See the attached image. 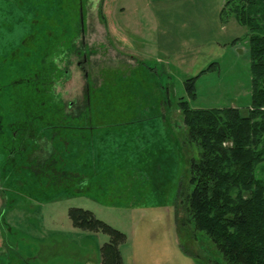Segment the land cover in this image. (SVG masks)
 I'll use <instances>...</instances> for the list:
<instances>
[{"label": "rangeland", "instance_id": "obj_1", "mask_svg": "<svg viewBox=\"0 0 264 264\" xmlns=\"http://www.w3.org/2000/svg\"><path fill=\"white\" fill-rule=\"evenodd\" d=\"M77 1L0 0V264H102L109 235L75 227L72 207L127 235L126 264H227L180 225L198 151L178 102L217 61L191 104L246 110L248 28L222 22L226 0H80L79 32ZM26 77L51 85V127L30 118Z\"/></svg>", "mask_w": 264, "mask_h": 264}, {"label": "trees", "instance_id": "obj_2", "mask_svg": "<svg viewBox=\"0 0 264 264\" xmlns=\"http://www.w3.org/2000/svg\"><path fill=\"white\" fill-rule=\"evenodd\" d=\"M221 18L223 23L234 18L249 30L251 104L245 111L234 106L201 108L191 104L198 97V80L215 68L217 61L185 80L186 95L178 102L183 121L177 127L185 128L187 143L197 148L198 156L189 159L188 183L181 185L185 218L180 217V225L189 224L209 236L227 264H264V0H226ZM52 55L44 56V66ZM28 77L22 78V83L27 87L30 118L36 119L40 110V124L51 127L50 111L60 106L59 101L50 84ZM33 123L24 125V130L28 132ZM68 214L75 227L109 235L100 250L102 264H126L121 251L127 241L124 232L89 209L72 207Z\"/></svg>", "mask_w": 264, "mask_h": 264}, {"label": "crops", "instance_id": "obj_3", "mask_svg": "<svg viewBox=\"0 0 264 264\" xmlns=\"http://www.w3.org/2000/svg\"><path fill=\"white\" fill-rule=\"evenodd\" d=\"M84 181V177H83V180H82V182Z\"/></svg>", "mask_w": 264, "mask_h": 264}]
</instances>
